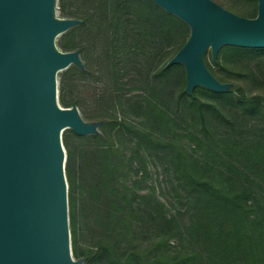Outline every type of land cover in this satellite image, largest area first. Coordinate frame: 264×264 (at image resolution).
Wrapping results in <instances>:
<instances>
[{
  "label": "trees",
  "instance_id": "obj_1",
  "mask_svg": "<svg viewBox=\"0 0 264 264\" xmlns=\"http://www.w3.org/2000/svg\"><path fill=\"white\" fill-rule=\"evenodd\" d=\"M143 1L150 7L151 22L158 29L166 27L172 44L178 42L175 34L183 31L180 34L183 40L175 47L174 57L190 38L186 36L188 25L152 0ZM224 47L231 46L224 45L220 51ZM233 50L240 54L264 51L243 47H233ZM173 57L155 72V80L168 78L175 70L185 75L183 64L167 65ZM212 59L220 65L219 54L216 59L212 54ZM77 67L84 70V66ZM186 84L184 79L178 102L202 122L201 138L196 141L204 150L197 145L194 148L178 146L170 138L161 139L155 131L121 113L113 120L117 135L129 137L130 141L138 138L137 146L111 143L81 156L79 168L82 178L86 177L88 182L82 217L92 239L89 252L78 259L81 264H264V136H242L237 128L240 119L249 122L247 117L252 115L264 120V100L236 92L234 83H229L226 92L196 86L191 93L186 90ZM199 89L206 95L222 96L225 104L236 106L241 113L228 115L215 104L201 101L197 97ZM126 100L131 107L144 102L143 97L134 102L130 98ZM72 106H76L75 100ZM154 106L159 115L175 121L156 103ZM219 116L228 123L227 131L211 132L208 119ZM142 144L149 148L142 150ZM221 144L227 147L219 149L220 152ZM153 152L173 163L171 167L182 177L178 186L172 184L175 193H182L174 195L177 201L174 199L171 207L156 194L153 184H147L146 156L153 157ZM226 157L229 160H224ZM213 158L226 161L221 165L224 171L211 161ZM75 166L73 153L68 150L65 170L73 190ZM217 173L222 175L217 177L220 175ZM226 173L229 177L223 176ZM175 203L181 208H175ZM72 204L74 225L79 220V212L74 200Z\"/></svg>",
  "mask_w": 264,
  "mask_h": 264
},
{
  "label": "water",
  "instance_id": "obj_2",
  "mask_svg": "<svg viewBox=\"0 0 264 264\" xmlns=\"http://www.w3.org/2000/svg\"><path fill=\"white\" fill-rule=\"evenodd\" d=\"M191 28L167 63L183 64L186 90L226 92L207 68L224 45L264 49V0L254 18L214 0H152ZM55 0H0V264H81L71 256L67 153L62 134L98 133L77 106L58 104V72L83 67L79 51L61 52L60 33L81 23L55 17Z\"/></svg>",
  "mask_w": 264,
  "mask_h": 264
},
{
  "label": "rangeland",
  "instance_id": "obj_3",
  "mask_svg": "<svg viewBox=\"0 0 264 264\" xmlns=\"http://www.w3.org/2000/svg\"><path fill=\"white\" fill-rule=\"evenodd\" d=\"M226 9L248 18L258 14L257 0H214ZM143 0H55L54 15L57 18H73L81 23L57 35L55 46L61 52L79 51L84 70L75 64L58 72V104L62 108H70L76 101L81 117L89 123H99V137L80 135L76 137L71 129L63 131L62 140L66 150H71L75 158L76 186L67 177L69 197V227L71 256L76 261L85 256L91 246L92 239L88 227L82 217L83 201L88 187L86 177L82 178L79 164L84 153H90L95 148L111 143L127 147L135 146L138 138L130 141L129 137L117 135L113 125L115 117L124 113L128 118L141 124L146 129L155 131L161 139L170 138L178 146L194 148L197 139L201 138L199 130L202 122L195 115L185 110L178 102L181 86L187 81V75L172 72L168 78L155 80V72L173 57L175 47L182 42L181 30L175 34L178 42L171 43V35L166 27L158 29L149 15L150 7ZM143 7L149 8L146 11ZM188 25V24H187ZM186 36L191 35L188 25ZM231 47H224L220 53V65L212 59L209 50L205 63L212 69L217 79L223 83L237 85L236 92H242L247 98L260 96L264 100V51L240 54ZM183 69V68H182ZM182 74V73H181ZM143 104L130 106L132 102L142 100ZM197 97L203 102H211L228 115H239L241 110L232 104H225L222 96L213 97L199 89ZM159 109L169 114L175 121L168 120L165 115H159ZM141 107V108H140ZM248 121H238V133L242 136H264V120L257 115L247 117ZM221 121V122H220ZM211 132H226L228 123L219 118L208 119ZM256 124V127H255ZM199 136V137H198ZM253 138V137H251ZM208 146L210 143H207ZM142 150L149 145L142 144ZM137 146V145H136ZM200 145H197L199 147ZM209 147H212L209 146ZM227 146L221 144L219 149ZM204 150L203 145L199 147ZM221 152V150H219ZM223 152V151H222ZM153 157H147L148 183L153 184L156 194L171 207L175 199L174 186H178L181 175L173 168L162 154L153 152ZM67 160V159H66ZM138 160H141L140 158ZM224 160H229L226 157ZM223 159H211L223 170ZM66 165V164H65ZM220 174V173H217ZM217 175V177L221 176ZM228 176L229 174L226 173ZM178 189V188H177ZM179 190V189H178ZM79 212V220L73 225L72 202ZM175 208L181 206L175 203Z\"/></svg>",
  "mask_w": 264,
  "mask_h": 264
}]
</instances>
